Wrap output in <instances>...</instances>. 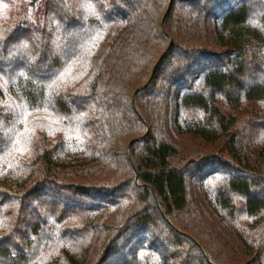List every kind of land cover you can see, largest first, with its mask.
I'll use <instances>...</instances> for the list:
<instances>
[{"label":"trees","instance_id":"16d2710c","mask_svg":"<svg viewBox=\"0 0 264 264\" xmlns=\"http://www.w3.org/2000/svg\"><path fill=\"white\" fill-rule=\"evenodd\" d=\"M0 264H264V0H0Z\"/></svg>","mask_w":264,"mask_h":264}]
</instances>
